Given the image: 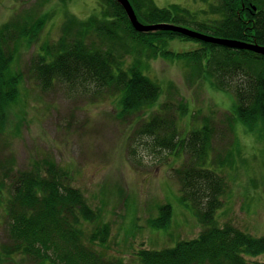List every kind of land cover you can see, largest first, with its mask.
<instances>
[{"label":"trees","instance_id":"obj_1","mask_svg":"<svg viewBox=\"0 0 264 264\" xmlns=\"http://www.w3.org/2000/svg\"><path fill=\"white\" fill-rule=\"evenodd\" d=\"M46 1L39 0L37 7ZM130 1L144 23L189 24L214 35L264 44V0H194L205 4L200 11L177 3L161 7L155 0ZM67 3L60 0L41 13L34 6L0 24V136L10 131L11 106L18 103L27 77L24 69H11L15 53L23 41L37 40L47 22L62 11L65 20L60 37L45 44L27 68L29 79L44 89L59 86L71 91L108 92L116 98L125 121L129 115L140 119L138 112L154 106L161 94L158 81L145 72L148 60H195L205 79L236 99L234 112L227 115V127L243 123L264 140V54L166 29L139 32L116 0H98L96 12L85 19L69 13ZM200 12L203 18L198 16ZM176 37L195 39L202 46L173 50L169 43ZM163 107L168 112L161 111ZM189 109L186 105L181 113ZM156 110L144 124L147 129L154 124L161 129L164 126L167 135L156 143L162 141L174 155L190 152L188 164L175 170L183 178V197L199 206L206 193L208 201L206 210L196 208L205 226L199 237L182 239L173 247L141 248L135 255L139 264H264L251 259L264 254V235H254L231 222L221 225L216 219L226 180L219 171L198 165L206 161L212 147L213 126L206 122L179 139L175 115L166 106L157 104ZM171 214L170 205L162 206L152 221L154 226L162 227ZM0 217L8 239L0 251L6 256L22 254L19 264H125L108 251L111 223L70 183L69 170L54 161L34 160L30 167L17 169L15 157L3 155L0 147Z\"/></svg>","mask_w":264,"mask_h":264},{"label":"rangeland","instance_id":"obj_2","mask_svg":"<svg viewBox=\"0 0 264 264\" xmlns=\"http://www.w3.org/2000/svg\"><path fill=\"white\" fill-rule=\"evenodd\" d=\"M38 1L0 0V24L31 7L41 13L60 3L47 0L39 8ZM155 1L161 7L169 3L197 11L205 7L194 0ZM97 6L98 0H68L66 8L85 19L96 12ZM59 9L63 10L61 6ZM198 16L203 18L201 12ZM64 20V12L58 11L43 27L39 39L33 44L24 43L17 54L27 77L18 103L11 106L10 131L0 136L3 155L14 156L17 169L46 159L68 169L70 183L80 188L111 223L109 253L125 264H139L135 255L141 248L173 247L182 239L198 237L204 230L195 209L206 210L208 196L202 194L201 204L193 205L190 198L183 197V178L175 171L188 164L190 152L174 155L162 141L156 143L167 135L164 126L144 127L156 114L157 104L166 106L177 119L179 139L183 131L202 127L206 122L214 128L206 161H199L198 165L219 171L226 180L220 196L222 204L216 211L219 224L231 222L254 235H264V140L243 123L237 122L232 129L227 127L234 96L205 79L197 61L185 58L148 60L145 72L158 81L161 94L154 106L138 112L140 119L129 115L125 121L116 98L108 92L71 91L59 86L44 89L29 79L28 64L45 44L58 40ZM199 46L201 43L193 39L176 38L170 42L176 51H191ZM186 105L190 109L182 114ZM161 111L168 112L164 107ZM165 205H170L172 214L162 227H155L152 221ZM5 242L8 239L0 217V249ZM251 259L264 261V254ZM20 260L22 254L18 252L6 256L0 251V264H19Z\"/></svg>","mask_w":264,"mask_h":264},{"label":"water","instance_id":"obj_3","mask_svg":"<svg viewBox=\"0 0 264 264\" xmlns=\"http://www.w3.org/2000/svg\"><path fill=\"white\" fill-rule=\"evenodd\" d=\"M116 1H118L125 8L132 25L138 31L145 32V31L155 30V29H166V30L178 31L180 33L190 35V36H195V37H198L200 39H203L209 42H216V43L224 44V45L231 46V47L252 49V50H255L257 52L264 54V46L257 44V43H249V42L239 40V39L216 37L214 35L204 34L197 29L189 28L187 26H180L174 23L160 22V23H154V24H145L144 22L139 20L136 14V11L133 5L131 4L130 0H116Z\"/></svg>","mask_w":264,"mask_h":264}]
</instances>
